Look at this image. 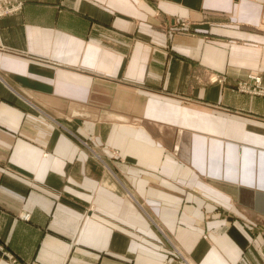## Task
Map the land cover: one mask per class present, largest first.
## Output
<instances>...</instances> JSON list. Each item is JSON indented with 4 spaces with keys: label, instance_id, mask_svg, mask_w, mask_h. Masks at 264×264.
<instances>
[{
    "label": "crops",
    "instance_id": "0c3cea01",
    "mask_svg": "<svg viewBox=\"0 0 264 264\" xmlns=\"http://www.w3.org/2000/svg\"><path fill=\"white\" fill-rule=\"evenodd\" d=\"M13 1L0 243L23 264H264V98L212 80L264 84V0Z\"/></svg>",
    "mask_w": 264,
    "mask_h": 264
},
{
    "label": "built area",
    "instance_id": "2783aa9c",
    "mask_svg": "<svg viewBox=\"0 0 264 264\" xmlns=\"http://www.w3.org/2000/svg\"><path fill=\"white\" fill-rule=\"evenodd\" d=\"M21 2H11L9 0H1L0 1V17H3L7 14H14L17 11L21 10ZM217 74V73H216ZM226 77L224 75L217 74L213 83H222L224 82ZM235 88L238 92H246L252 95H261L264 96V84H262L261 77L258 79L257 77H252V74H248V76L244 79H240L235 81ZM27 219L26 217H23ZM0 255L8 260L11 264H23L22 262L18 261L16 257L8 252L4 245L0 243ZM35 264V263H31Z\"/></svg>",
    "mask_w": 264,
    "mask_h": 264
},
{
    "label": "rangeland",
    "instance_id": "374dc122",
    "mask_svg": "<svg viewBox=\"0 0 264 264\" xmlns=\"http://www.w3.org/2000/svg\"><path fill=\"white\" fill-rule=\"evenodd\" d=\"M1 1V0H0ZM9 1H11V2H21L22 4V7H21V10H22V8H23V6H24V2L23 1H13V0H9ZM20 10V11H21ZM17 12H19V11H17ZM16 12V13H17ZM15 14V13H14ZM8 15H12V14H7V15H5V16H8ZM5 16H3V17H5ZM3 17H0V19L1 18H3ZM162 24H163V26H164V28H167V27H170V26H173L172 25V20H171V18L168 16V15H165L164 16V20H162ZM259 28H260V26H259ZM174 31V30H173ZM173 33V32H172ZM219 75H221L222 76V74H219ZM225 77H226V79H225V81L224 82H222V83H214V84H222V85H226L227 83H229L228 85H227V88H228V90H230V91H232V92H236V93H240V94H246V95H251V94H248V93H246V92H238L236 89L237 88H235L234 86H235V82H232V83H230V81H228V79H227V76L226 75H224ZM263 84V83H262ZM253 96H257V97H263L264 98V96H261V95H253ZM114 152H117V151H113V153ZM115 154V153H114ZM44 155L46 156V153H44ZM4 248L6 249V247L4 246ZM7 250V249H6ZM8 251V250H7ZM9 252V251H8ZM12 253V252H11ZM16 259L19 261V259L16 257ZM0 260H5V258H3V256H1L0 255Z\"/></svg>",
    "mask_w": 264,
    "mask_h": 264
},
{
    "label": "bare ground",
    "instance_id": "6f19581e",
    "mask_svg": "<svg viewBox=\"0 0 264 264\" xmlns=\"http://www.w3.org/2000/svg\"><path fill=\"white\" fill-rule=\"evenodd\" d=\"M252 74V77H257L258 79L261 77L260 75H259V73H257V72H250V75ZM212 80H215V76L212 78ZM23 217H26V218H28V215L27 214H25ZM7 261V264H11L8 260H6ZM5 260H0V264H6L5 262H6Z\"/></svg>",
    "mask_w": 264,
    "mask_h": 264
}]
</instances>
